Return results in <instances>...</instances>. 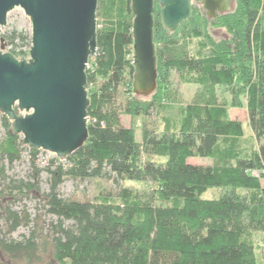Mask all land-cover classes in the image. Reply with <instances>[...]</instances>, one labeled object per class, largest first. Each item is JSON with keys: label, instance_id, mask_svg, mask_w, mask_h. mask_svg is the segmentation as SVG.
Masks as SVG:
<instances>
[{"label": "trees", "instance_id": "16d2710c", "mask_svg": "<svg viewBox=\"0 0 264 264\" xmlns=\"http://www.w3.org/2000/svg\"><path fill=\"white\" fill-rule=\"evenodd\" d=\"M130 6L127 0L115 21L97 29L96 55L86 69L88 141L64 163L53 158L35 168V178L42 172L48 176L46 192L37 182H16L6 174V164L20 160L24 150L35 166L39 151L25 147L0 113L5 131L0 222L6 223L5 233L0 230V264H37L48 246V264H257L250 233H264V0H234L230 12L214 19L201 18L192 9L191 18L174 33L163 27L156 0L157 88L149 98L132 92ZM208 24L223 29L225 36L216 40L205 30ZM201 37L191 53L185 39ZM0 38L14 57H28L29 32L12 28ZM173 73L201 92L184 107L176 129L168 119L160 132L143 126L137 141L133 128L122 126L121 116L146 117L157 109ZM217 87L229 92L231 107H240L245 96L256 144L248 151L239 150L244 129L228 118L226 105L215 95ZM190 158L214 163L192 165ZM66 179L128 180L156 187L142 195L121 188V203L78 201L60 195ZM210 188L226 192L215 200L202 199ZM15 191L38 193L56 218L42 243L33 232L21 240L9 236L24 220L9 205Z\"/></svg>", "mask_w": 264, "mask_h": 264}, {"label": "water", "instance_id": "95a60500", "mask_svg": "<svg viewBox=\"0 0 264 264\" xmlns=\"http://www.w3.org/2000/svg\"><path fill=\"white\" fill-rule=\"evenodd\" d=\"M131 0L134 95L157 88L153 6ZM163 27L174 33L192 15L191 0H157ZM210 19L232 10L234 0H201ZM98 0H0V29L21 8L30 21L27 58L4 52L0 38V113L28 149L65 161L88 141L86 69L97 51Z\"/></svg>", "mask_w": 264, "mask_h": 264}, {"label": "rangeland", "instance_id": "374dc122", "mask_svg": "<svg viewBox=\"0 0 264 264\" xmlns=\"http://www.w3.org/2000/svg\"><path fill=\"white\" fill-rule=\"evenodd\" d=\"M127 0H98L97 6V29L110 25L115 21L117 15L121 12V7ZM192 9L197 11L202 18L205 15V11L202 7H198L196 4H192ZM12 28L30 32L29 18L24 14L21 8H15L7 15L6 25L3 29H0V35H3L10 31ZM216 40L225 36V31L217 26L208 24L206 29ZM188 49L191 53H196L201 38H186ZM25 49H27L25 47ZM4 52H8V47L4 46ZM131 54L128 58L132 59ZM27 58V57H26ZM100 80L91 88L94 89ZM126 91V89H124ZM201 92L199 86L194 84L183 83L179 80L178 76L173 73L170 77L168 85L161 90L160 99L157 101L159 107L152 110L146 117L131 118L129 116H121L120 121L122 126L133 128L135 131L137 141L141 139V130L145 126L150 130L160 132L163 129L164 121L168 119L173 128L176 129L179 126L183 109L186 105L193 102L198 93ZM125 95H128L126 92ZM215 95L218 102L223 103L227 107L228 118L239 122L243 129L245 137L240 144L239 150L241 153L248 151L250 147L255 146V141L252 138L251 130L248 122V113L246 109L245 96H241L240 107H231L229 92L224 87L215 88ZM5 131L0 121V141L4 138ZM251 143L252 146H251ZM250 145V146H249ZM55 158L51 153L39 151L35 166L31 164L30 156L27 150H24L21 154L20 160L14 162L11 166H5L6 174L13 181L34 182L38 183V186L42 192L48 190V176L45 172H42L38 178H35V168H43L46 166V162ZM154 160V157H150ZM159 160V159H156ZM64 163V161H63ZM188 163L192 165L207 166L212 165L214 160L206 158H190ZM264 187V179L261 181ZM3 187V182L0 180V189ZM127 187L139 195L143 193H152L156 187L150 183H140L136 181H119L118 184L113 180L105 179H90V180H72L66 179L59 187L60 195L64 198L74 199L78 201H91V202H112L121 203L119 198V191L121 188ZM226 191L220 188H210L201 195L204 200H215L220 198ZM9 203L12 211L16 212L24 220L17 228L15 232L9 235L12 239L21 240L24 237H28L30 233H34L38 237L39 243H42L47 237V234L51 228V223L55 222L56 218L48 214L47 209L38 193H17ZM239 196L245 195V191H238ZM157 204H160L156 200ZM64 225H71V222L64 221ZM0 230L2 233L6 231V223L4 220L0 222ZM250 239L254 247L257 264H264V233L252 231L250 233ZM50 260V247L48 246L44 252L40 253V260L37 264H48Z\"/></svg>", "mask_w": 264, "mask_h": 264}, {"label": "built area", "instance_id": "2783aa9c", "mask_svg": "<svg viewBox=\"0 0 264 264\" xmlns=\"http://www.w3.org/2000/svg\"><path fill=\"white\" fill-rule=\"evenodd\" d=\"M192 4H196L198 7H202L201 0H191Z\"/></svg>", "mask_w": 264, "mask_h": 264}, {"label": "flooded vegetation", "instance_id": "af4514ba", "mask_svg": "<svg viewBox=\"0 0 264 264\" xmlns=\"http://www.w3.org/2000/svg\"><path fill=\"white\" fill-rule=\"evenodd\" d=\"M219 15H222V14H217V16H219ZM217 16H216V17H217Z\"/></svg>", "mask_w": 264, "mask_h": 264}]
</instances>
